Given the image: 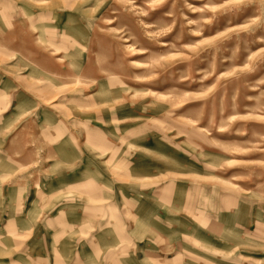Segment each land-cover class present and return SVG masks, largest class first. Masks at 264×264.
Masks as SVG:
<instances>
[{
  "label": "rangeland",
  "instance_id": "obj_1",
  "mask_svg": "<svg viewBox=\"0 0 264 264\" xmlns=\"http://www.w3.org/2000/svg\"><path fill=\"white\" fill-rule=\"evenodd\" d=\"M0 264H264V0H0Z\"/></svg>",
  "mask_w": 264,
  "mask_h": 264
}]
</instances>
